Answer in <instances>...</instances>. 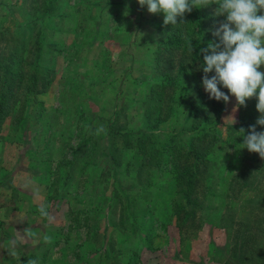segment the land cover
<instances>
[{
  "label": "rangeland",
  "instance_id": "rangeland-1",
  "mask_svg": "<svg viewBox=\"0 0 264 264\" xmlns=\"http://www.w3.org/2000/svg\"><path fill=\"white\" fill-rule=\"evenodd\" d=\"M162 25L137 0H0V93L17 76L0 112V264H264V238L236 253L246 224L264 228V184L228 190L233 175L262 167L224 126L240 122L235 97L202 208L184 224L174 217L189 206L170 147H190L194 132L186 87L156 84Z\"/></svg>",
  "mask_w": 264,
  "mask_h": 264
},
{
  "label": "trees",
  "instance_id": "trees-1",
  "mask_svg": "<svg viewBox=\"0 0 264 264\" xmlns=\"http://www.w3.org/2000/svg\"><path fill=\"white\" fill-rule=\"evenodd\" d=\"M216 7L217 5L212 4L206 8L194 9L190 14L185 15L186 24H179L177 26L162 25L160 27L161 39L154 45L153 69L161 77V81L156 84L162 90L177 87L179 84L186 87V103L190 108V113L188 115V129H185V131L190 130L194 132L191 135L192 142L190 147L181 149L176 148V146L170 147V150L172 149L170 154L172 157L171 165L174 180L176 186L181 189L183 203H185V206H189L186 212V207L184 208L180 204L174 206V217L176 221L182 220V224L185 223L186 219L196 216V207L200 206V209L202 208L200 197H198L200 193L203 194L204 198L207 195V181L210 178V169L213 166V163L209 162L208 156L218 146L219 138L216 128L220 124L219 120L225 109L223 101L217 102L209 99V96L202 87L203 72L199 70L203 62L200 49L207 47V44L215 39L212 35V30H214V26H217L225 19L223 16H215ZM190 49H193V52ZM16 79V75L9 74L8 79L1 84L3 91L0 93V112L7 108L4 100L15 98L13 87L16 84ZM27 90L29 92V89ZM221 90L225 92L224 89ZM36 93H40V91ZM30 94L34 95L33 92H30ZM256 103L257 101L253 98L247 101L246 107L239 108L238 116L240 117V122L237 126H233L235 130L239 131L241 127L247 130L249 126L256 124L259 117V113L255 107ZM161 105L155 107V110L159 111L158 115H160L159 106ZM224 126L229 127L231 125ZM257 131H264V128L257 126ZM144 133L147 132L144 131ZM143 135L145 136L138 138L135 143L136 148L141 153H145L147 146L146 141L144 142L143 139L148 137V135ZM245 150L248 154L260 158L258 154L250 153L246 148ZM263 184L264 160H262V167L256 175H251L248 172L233 175L228 182V190H231V192L232 190L241 192L243 189H247L260 192ZM182 214L185 215V220L182 218ZM258 224L262 225L259 222ZM250 225V223L245 225L246 230L241 229L239 237L237 232L239 245L236 246V253H238V258L240 259L242 257L240 253L246 241L258 247L261 245V242L253 243L254 240L264 238L263 227H257L256 229L251 227V230H249ZM257 229L259 235L253 234L251 237H248V233L254 232ZM248 247L251 249V246Z\"/></svg>",
  "mask_w": 264,
  "mask_h": 264
},
{
  "label": "clouds",
  "instance_id": "clouds-1",
  "mask_svg": "<svg viewBox=\"0 0 264 264\" xmlns=\"http://www.w3.org/2000/svg\"><path fill=\"white\" fill-rule=\"evenodd\" d=\"M137 3L149 14H163L164 26L186 24L185 15L194 9L217 5L215 16L225 19L214 26L215 39L200 49L202 87L209 99L217 102L228 104L230 96L235 97L233 114L246 107L248 100L257 101L256 124L247 130L241 127L237 133L243 139L240 148L264 160V131H257V126L264 128V71L260 70L264 66V0H137ZM221 89H227V93ZM229 119L233 128L237 121L234 115L226 118ZM104 132L106 129L101 125L95 134Z\"/></svg>",
  "mask_w": 264,
  "mask_h": 264
}]
</instances>
